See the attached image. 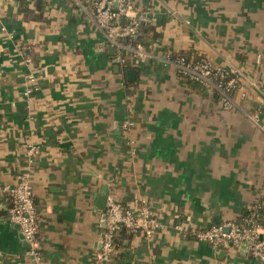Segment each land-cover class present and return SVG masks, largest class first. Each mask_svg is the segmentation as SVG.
I'll return each mask as SVG.
<instances>
[{
	"label": "crops",
	"instance_id": "0c3cea01",
	"mask_svg": "<svg viewBox=\"0 0 264 264\" xmlns=\"http://www.w3.org/2000/svg\"><path fill=\"white\" fill-rule=\"evenodd\" d=\"M87 2L0 0V264H91L108 195L132 206L146 196L161 222L151 237L121 231L108 264H264L246 246L195 235L256 203L264 229V131L247 115L260 96L247 87L224 108L165 60L204 55L264 79V0H135L152 19L127 62ZM24 170L36 255L10 219L6 187Z\"/></svg>",
	"mask_w": 264,
	"mask_h": 264
},
{
	"label": "built area",
	"instance_id": "2783aa9c",
	"mask_svg": "<svg viewBox=\"0 0 264 264\" xmlns=\"http://www.w3.org/2000/svg\"><path fill=\"white\" fill-rule=\"evenodd\" d=\"M85 8L107 40L116 46L119 60L127 62L126 49L131 48L140 53L143 51V44L136 38L140 35L143 25L152 19L147 8L138 6L135 0H88ZM165 60L174 64L179 76L197 82L208 92H214L224 108L229 109L237 104L235 92L239 90L241 96L245 97L248 93L247 87L253 88L259 94L260 102L257 108L247 112V115L264 131V79H254L239 64H219L204 55L188 58L182 53L169 54ZM28 77L32 83L25 90L27 94L37 88L36 75L30 73ZM132 125L134 120L123 122L125 129H130ZM6 189L11 195L10 219L19 225L24 239L29 242V251L36 255L40 219L30 171H20L15 184L7 186ZM135 201V205H127L113 195H108L100 248L91 264H108L111 261L115 249V234L123 226L133 231L141 230L146 237H151L154 228L161 225L160 220L153 215L146 196L138 195ZM260 208L261 204L256 203L242 220L231 219L212 224L197 229L195 235L199 240L208 241L216 248L225 244L246 246L254 257L264 262V229L260 222ZM176 227L179 230L186 229L182 223H177Z\"/></svg>",
	"mask_w": 264,
	"mask_h": 264
},
{
	"label": "trees",
	"instance_id": "16d2710c",
	"mask_svg": "<svg viewBox=\"0 0 264 264\" xmlns=\"http://www.w3.org/2000/svg\"><path fill=\"white\" fill-rule=\"evenodd\" d=\"M143 27H144V25H143ZM143 27H142V30H143ZM139 38H140V35L136 38V40L137 41H139ZM182 54H184V53H182ZM184 55H186V54H184ZM187 56V55H186ZM188 58H190L189 56H187ZM261 219V218H260ZM131 230L132 231V229L131 228H129V227H126V226H123L122 228H120L117 232H116V234H115V237H114V244H115V246L118 244V237H119V233L121 232V231H123V230Z\"/></svg>",
	"mask_w": 264,
	"mask_h": 264
},
{
	"label": "water",
	"instance_id": "95a60500",
	"mask_svg": "<svg viewBox=\"0 0 264 264\" xmlns=\"http://www.w3.org/2000/svg\"><path fill=\"white\" fill-rule=\"evenodd\" d=\"M134 70H135V69H129L128 72H129V73H131V72L134 73ZM23 238H24V237H23ZM25 241H26L27 245L29 246V242H28L26 239H25Z\"/></svg>",
	"mask_w": 264,
	"mask_h": 264
}]
</instances>
